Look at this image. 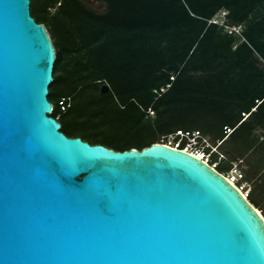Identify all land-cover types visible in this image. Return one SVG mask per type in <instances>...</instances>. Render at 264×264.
Wrapping results in <instances>:
<instances>
[{
    "label": "water",
    "instance_id": "1",
    "mask_svg": "<svg viewBox=\"0 0 264 264\" xmlns=\"http://www.w3.org/2000/svg\"><path fill=\"white\" fill-rule=\"evenodd\" d=\"M30 5L0 0V264H264V215L209 162L61 130Z\"/></svg>",
    "mask_w": 264,
    "mask_h": 264
},
{
    "label": "trees",
    "instance_id": "2",
    "mask_svg": "<svg viewBox=\"0 0 264 264\" xmlns=\"http://www.w3.org/2000/svg\"><path fill=\"white\" fill-rule=\"evenodd\" d=\"M94 1L103 8L31 0L56 50L49 99L61 130L118 150L201 130L220 141L210 152L219 171L247 164L264 214V0ZM222 10L245 39L210 21Z\"/></svg>",
    "mask_w": 264,
    "mask_h": 264
},
{
    "label": "built area",
    "instance_id": "3",
    "mask_svg": "<svg viewBox=\"0 0 264 264\" xmlns=\"http://www.w3.org/2000/svg\"><path fill=\"white\" fill-rule=\"evenodd\" d=\"M226 14L227 10H222L212 17L210 21L222 25L226 32L245 39L243 35L244 24L228 22L225 16ZM171 78L173 79L174 76H171ZM169 85L170 84H167V86ZM59 103L63 110L70 105V103L67 101V98L64 97L59 101ZM150 112L153 113V110L151 109ZM227 129L230 131L229 128ZM161 142L171 146H179L186 151L192 152L196 155H201L202 159L209 162L215 168H217L219 165L218 161L212 163L210 162V152L217 151L220 141L213 143L210 138L206 136L201 130L178 129L175 132L165 135ZM208 147H210L209 151L206 150ZM222 173L230 182L236 185L240 191L246 195L247 198H249L250 189H248L247 181L245 180V172L236 162L233 163L228 171H223Z\"/></svg>",
    "mask_w": 264,
    "mask_h": 264
},
{
    "label": "rangeland",
    "instance_id": "4",
    "mask_svg": "<svg viewBox=\"0 0 264 264\" xmlns=\"http://www.w3.org/2000/svg\"><path fill=\"white\" fill-rule=\"evenodd\" d=\"M90 5H92L93 7L97 8V9H102L103 6L98 4L97 2H95L94 0H86ZM35 13H40V7L39 6H36V8L34 9V14ZM151 113V112H150ZM153 114V113H151ZM242 160L240 159V161H234L236 162L239 166H241L243 169L247 167V164L244 163V162H241ZM241 162V163H240ZM247 186H248V189H250L251 191V187L253 186V183L250 182V181H247ZM263 208H264V201H263ZM262 210V208H259Z\"/></svg>",
    "mask_w": 264,
    "mask_h": 264
},
{
    "label": "bare ground",
    "instance_id": "5",
    "mask_svg": "<svg viewBox=\"0 0 264 264\" xmlns=\"http://www.w3.org/2000/svg\"><path fill=\"white\" fill-rule=\"evenodd\" d=\"M178 148H181V147H179V146H177ZM200 158H202L201 157V155H198ZM242 192V191H241ZM243 193V192H242ZM244 194V193H243ZM245 195V194H244ZM246 196V195H245ZM257 209H258V211L261 213V214H263V212L261 211V209H259L258 207H257ZM264 215V214H263Z\"/></svg>",
    "mask_w": 264,
    "mask_h": 264
},
{
    "label": "clouds",
    "instance_id": "6",
    "mask_svg": "<svg viewBox=\"0 0 264 264\" xmlns=\"http://www.w3.org/2000/svg\"><path fill=\"white\" fill-rule=\"evenodd\" d=\"M53 104V103H52ZM53 108H54V105H53Z\"/></svg>",
    "mask_w": 264,
    "mask_h": 264
}]
</instances>
